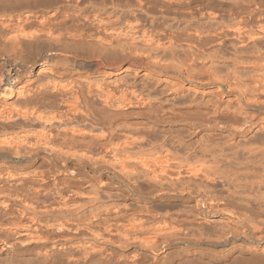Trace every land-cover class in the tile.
<instances>
[{"label": "bare ground", "instance_id": "1", "mask_svg": "<svg viewBox=\"0 0 264 264\" xmlns=\"http://www.w3.org/2000/svg\"><path fill=\"white\" fill-rule=\"evenodd\" d=\"M0 59V264H264V0H0Z\"/></svg>", "mask_w": 264, "mask_h": 264}, {"label": "rangeland", "instance_id": "2", "mask_svg": "<svg viewBox=\"0 0 264 264\" xmlns=\"http://www.w3.org/2000/svg\"><path fill=\"white\" fill-rule=\"evenodd\" d=\"M6 60L5 59H0V62H5ZM15 69L16 68H13V72H12V74L11 75H13L14 73H15ZM11 77V76H10ZM9 80H11V79H9ZM5 83H8V81H6Z\"/></svg>", "mask_w": 264, "mask_h": 264}]
</instances>
